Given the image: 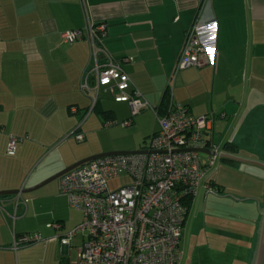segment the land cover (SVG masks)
<instances>
[{
	"label": "crops",
	"instance_id": "crops-1",
	"mask_svg": "<svg viewBox=\"0 0 264 264\" xmlns=\"http://www.w3.org/2000/svg\"><path fill=\"white\" fill-rule=\"evenodd\" d=\"M87 3L91 20L107 25L102 40L107 52L116 59L132 58L122 64L132 81L128 92L138 89L151 107L133 116L129 125H123L131 118L130 106L114 101L105 87L100 90L109 95L110 104L100 102L99 96L93 106L96 80L89 74L93 65L89 41L68 43L62 38L64 32L86 24L80 0H0V191H25L0 196V264H34L30 257L41 248L52 253L42 264H60L69 261L73 247L82 245V235L76 236L70 246L49 239L77 226L83 213L67 208L68 196L59 191L58 180L53 192L49 184L55 180H47L79 160L111 149L92 145L70 148L66 142L60 143L63 138L81 133L84 139H75L83 142L87 134L92 138L100 125L109 128L120 124L137 129L135 144L143 140L144 145L117 150L144 149L159 130L158 117H163L174 101L189 106L196 117L214 114V129L205 134V139L213 140L220 151L264 160V0ZM197 20L217 22L214 40L208 28L201 29L202 39L214 42L215 62L175 71L187 33ZM87 74L89 90L82 87ZM232 81L233 85L227 87ZM73 107L76 112L71 111ZM121 112L126 115L120 122ZM107 121L114 124L105 126ZM11 136L19 142L17 150L9 154ZM220 161L218 168L210 171L207 182L215 190L221 189L223 194L217 196L231 199L225 176L234 172L252 178L253 193L237 187L238 191L232 189L230 193L238 194L239 202L250 201L255 212L245 241L240 237L235 241V229L212 223L220 239L217 241L222 244L220 257L225 264H251L260 221L258 202L259 207L264 203V170L249 166L253 168L243 171L238 163ZM249 185L247 182L244 186ZM203 188L207 197L211 192ZM53 199L56 203L48 212L46 206ZM55 221L63 223V230L56 232L47 227ZM36 232L42 233L45 240L13 248L18 236ZM183 239L184 230L180 264L185 255ZM55 245L60 246L58 253L51 252Z\"/></svg>",
	"mask_w": 264,
	"mask_h": 264
},
{
	"label": "built area",
	"instance_id": "built-area-1",
	"mask_svg": "<svg viewBox=\"0 0 264 264\" xmlns=\"http://www.w3.org/2000/svg\"><path fill=\"white\" fill-rule=\"evenodd\" d=\"M86 16L83 28L62 34L65 42L87 39L93 65L89 74L96 80L92 93L93 106L99 99L100 88L111 91L116 102H126L131 118L145 108H150L143 94L134 89L122 64L132 58L116 59L106 50L103 38L106 23H94L89 15L87 0H80ZM208 28L214 40L215 20H197L189 29L175 71L192 66L202 67L215 62L214 42L204 41L201 29ZM87 74L82 87L91 89ZM71 111L76 112L75 107ZM159 130L149 139L145 153L113 154L97 158L79 166L58 179L59 191L68 196L73 209L83 213L82 221L64 234L56 233L49 239H58L70 246L78 235L84 241L77 249L75 261L60 264H180V248L184 225L189 209L187 200L197 195L201 186L216 190L207 182L218 154L208 156L204 163L198 148L219 151L205 134L214 129L215 116L196 117L189 106L171 101L163 117H158ZM113 121L105 122L111 126ZM84 134H77L83 140ZM19 138L10 137L7 153L17 150ZM126 175L128 182L112 188L110 182ZM59 232L60 221L47 224ZM45 240L42 233L20 235L13 248L28 246Z\"/></svg>",
	"mask_w": 264,
	"mask_h": 264
},
{
	"label": "rangeland",
	"instance_id": "rangeland-1",
	"mask_svg": "<svg viewBox=\"0 0 264 264\" xmlns=\"http://www.w3.org/2000/svg\"><path fill=\"white\" fill-rule=\"evenodd\" d=\"M233 82L234 81L228 83L226 82L227 87L228 86L231 87V85H233ZM99 96H100V102L106 104L107 106L110 104L109 102L111 101L109 95L105 93H101L100 90ZM91 107H92V103H91ZM125 115H126L125 112H121L120 114H118V119L120 122L123 119V117H125ZM92 116H95V114H93ZM97 129L98 130H95L92 138L89 139V136L87 134V138L83 142H78L72 136L66 139L63 138L60 141V143L66 142L65 145L66 147H70V148L72 147L75 149L85 148L86 146L92 145L96 148L98 147L109 148L111 149L110 151H119L117 149H127V148L134 149V147L139 148L144 145L143 140L135 144V140L138 138L139 135L137 129L130 130V127H122V125L120 124L114 125L113 127H109V128L100 125L99 128ZM201 159L204 162L208 161V157L204 154H201ZM220 162L221 161L218 158L216 160V164L213 170H216L218 168ZM239 166L243 168V171L244 169L253 168L243 164H239ZM255 171L261 172L258 171L257 169ZM223 172L221 173V175L224 174ZM236 173H240V172H236ZM225 177L228 183L230 184L227 185L226 192L230 194L231 199L226 195L217 196V194L215 195L213 193L215 191H209L208 189L207 190L211 193H209L208 196L206 197L207 191L205 192V189L202 186L198 190V195L195 198L194 204L190 206L188 220L184 226V239L182 243V248H184L183 255L184 252L185 255L182 264H225L220 257V249H222L221 246L222 244L217 241L220 239L214 233L213 225H212V223L214 222L215 223L219 222L222 225L224 224V226H227L229 229L230 228L235 229L236 230L234 231L236 232L234 235L235 241L236 238L238 237L242 238L245 241L246 238L249 236V229L251 228L250 217L254 216L255 214L252 206L250 205L252 203L250 201L239 202L237 200L238 198H240L238 197L239 195L230 192L232 189L234 191H238L236 189L237 187L242 189L243 191L253 193L252 190H250L253 183L252 178L239 177L234 175V172L230 173V175L228 174ZM126 182H128L127 176L121 175L119 178L112 180L110 182V185L112 188H115L117 185H121L122 183H126ZM247 182H249L250 184L249 186H247L248 188L244 186L246 185ZM55 184H56V180L49 184L50 186H52V192ZM57 192L59 191L56 185V193ZM245 197L248 198V196ZM55 203L56 202L54 201V199L48 202V205L46 206L48 212L52 211L53 205H55ZM67 208L73 210V208L69 204V201L67 203ZM250 210H253L252 213H250ZM58 248L60 249V246L55 245V248L53 247L51 252H57ZM47 252L48 250H46L45 248H41L38 251V253L30 257V262L34 264H42V261L43 259H45V257H47V259L51 257L50 254L52 253L47 254ZM77 253H78L77 249L73 247L70 251V255L68 256L69 261H75L77 259ZM228 258L225 257V259Z\"/></svg>",
	"mask_w": 264,
	"mask_h": 264
},
{
	"label": "water",
	"instance_id": "water-1",
	"mask_svg": "<svg viewBox=\"0 0 264 264\" xmlns=\"http://www.w3.org/2000/svg\"><path fill=\"white\" fill-rule=\"evenodd\" d=\"M196 151L202 154L212 155V156L218 154V158L220 160L253 166V167H257V168L264 170V160H260L257 158L244 156V155L234 153V152H227V151H220V150L217 152V150L210 149V148L209 149L208 148H202V149L198 148L196 149ZM145 152H147V150L140 149V150H129V151H110V152H104V153L92 155L82 160H79L75 162L74 164L68 166L67 168L61 170L60 172H58L57 174L49 178V180L47 181L50 182L53 180H58L65 173L79 166L85 165L88 162L95 160L97 158H101V157L113 155V154H134V153H145ZM23 192L25 191L24 190L0 191V196L19 194ZM213 193L215 195L218 194L217 192H213ZM258 209L260 213V221H259V227H258V232H257L255 250L253 253L251 264H264V203L262 207H259V202H258Z\"/></svg>",
	"mask_w": 264,
	"mask_h": 264
},
{
	"label": "trees",
	"instance_id": "trees-1",
	"mask_svg": "<svg viewBox=\"0 0 264 264\" xmlns=\"http://www.w3.org/2000/svg\"><path fill=\"white\" fill-rule=\"evenodd\" d=\"M170 95V94H169ZM226 148L227 149H229V150H233L232 148V146H226ZM233 151H235V150H233ZM217 191V193L220 195V194H223V192L221 191V189H217L216 190ZM186 204H187V206H188V209H190V206H191V204H192V198L191 199H189V200H187V202H186Z\"/></svg>",
	"mask_w": 264,
	"mask_h": 264
}]
</instances>
